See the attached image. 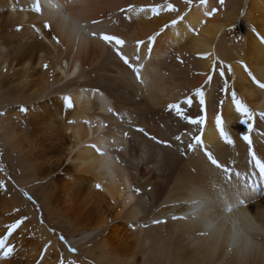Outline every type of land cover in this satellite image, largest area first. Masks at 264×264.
Masks as SVG:
<instances>
[{
	"label": "bare ground",
	"instance_id": "bare-ground-1",
	"mask_svg": "<svg viewBox=\"0 0 264 264\" xmlns=\"http://www.w3.org/2000/svg\"><path fill=\"white\" fill-rule=\"evenodd\" d=\"M228 1L0 0V142L22 185H38L47 213L67 220L78 251L35 213L9 235L20 203L0 187V239L14 248L8 257L0 249V264H264V176L252 158L264 161V88L252 79L264 83V0ZM168 3L178 11L140 10ZM103 34L124 40L123 53L143 65L139 79ZM232 91L255 113L251 147ZM172 103L205 123H189ZM194 136L202 143L190 150ZM248 175L262 181L259 193ZM33 223L44 240L30 234Z\"/></svg>",
	"mask_w": 264,
	"mask_h": 264
},
{
	"label": "snow or ice",
	"instance_id": "snow-or-ice-1",
	"mask_svg": "<svg viewBox=\"0 0 264 264\" xmlns=\"http://www.w3.org/2000/svg\"><path fill=\"white\" fill-rule=\"evenodd\" d=\"M185 2L188 5H191L193 0H185ZM200 4L202 5H207L208 0H199ZM220 3L223 4L224 0H220ZM141 11H150L153 15H159L162 11H170V12H175L178 11V9H176V7L172 4V3H168L166 6L165 5H154V6H149L148 9L145 8H141ZM215 12V9H213L212 11H209L207 13V15H213ZM185 15H187V13H184L182 15H179L177 17V19H174L172 21H170L168 24L164 25V28L161 30L163 31L164 29L169 28L170 26H176L179 24L180 21L184 20ZM50 27V25H47ZM161 34V32H157L154 33L153 35H151L148 39V44L152 45L156 40L157 37ZM101 39L105 42H107L108 44H115V48L114 51L116 53V55L124 62V64L128 65L129 68L134 72V74L137 76V78H140V70L143 67V65H137L135 63H133L132 61H130L129 57L127 55H125L123 53V51L121 50V47L124 45V40L119 38L118 36L115 35H109V34H103L101 36ZM262 40H264V36L261 37ZM140 44H143L144 42L141 41L139 42ZM148 53L150 54L152 52V47L149 46L148 47ZM140 57L137 56L136 60H139ZM45 67H47V65H45ZM247 69V65L244 66ZM228 70L231 71V67L228 66ZM225 74V69L224 68H220L219 69V75L221 77H223ZM249 75H251V72H249ZM212 77L209 76L208 77V81H211ZM252 79L261 87L264 88V83L256 80L255 76H252ZM222 91L227 92L228 88H227V81H225V87L222 89ZM196 96L199 97V103L201 106H203L205 104V93L203 89H197ZM65 101L67 102V105L69 108L73 107V100L71 97H65L64 98ZM231 100L235 105V109L236 111L240 114V116L242 117V119L240 120V123L247 125V129L248 132L246 134H244L242 136V139L244 141H246L248 143V145L251 147L252 145V139L250 137V133L253 130L254 127V121H255V113L248 108V106H246V104L237 96V93L235 91L231 92ZM184 104L190 106L193 103V99L192 97H188L186 98V100L183 101ZM221 106H223V100H221L220 102ZM169 110L170 111H175L176 114L178 116H183L184 119L188 120L189 123L193 124V125H203L205 123V120L203 117H200L198 119H193L187 115L184 114V109L181 107L180 103H172L169 105ZM21 111L26 112L27 109L26 108H22ZM261 118H264V113H260ZM216 126L219 128V134L220 136L223 138V140L228 143V144H233L235 141L232 138V136L230 135V133L226 130L225 128V122L223 117L218 114L216 116ZM141 132H143V129H140ZM152 139H156L155 137H152ZM175 139L177 141H179L181 139L180 136H176ZM192 139L195 141L194 143H190L188 144V149L190 150H196L197 146L200 145L202 143V140L199 136H194L192 137ZM161 143H165V142H161ZM171 146V145H169ZM205 155L208 159V161H210L211 165L215 166L217 169H221L225 172L228 171V169L211 153L208 151H205ZM252 158L253 161L255 162V166L259 168L260 170V174L262 176H264V161H262L260 158H258L257 153L255 151H252ZM236 175H239V173H236ZM0 187H4L6 188V184L0 182ZM99 187V185H98ZM25 195H27V193H25ZM18 211V210H17ZM26 219V217L20 218L18 219L16 222L12 223L11 225L8 226V230H9V235H11L12 232H14L17 228H19L21 226V224L24 223V220ZM157 223H159L160 221H156ZM61 239L63 240L64 237L62 236ZM0 249H4L3 251V256L4 257H8L10 256L13 252H14V248L13 247H7L5 240L4 239H0ZM72 251H76L75 249H71Z\"/></svg>",
	"mask_w": 264,
	"mask_h": 264
},
{
	"label": "rangeland",
	"instance_id": "rangeland-1",
	"mask_svg": "<svg viewBox=\"0 0 264 264\" xmlns=\"http://www.w3.org/2000/svg\"><path fill=\"white\" fill-rule=\"evenodd\" d=\"M228 7H229V9L231 8V0L228 1ZM2 100L3 99L0 100L1 103H3ZM12 102H14V101L9 100V101L5 102V104H10ZM1 107L2 106H0V108ZM0 112H5V111H4V109H0ZM13 157H14L13 153H11L7 149V147L0 142V172L2 174L3 180L7 181V182H3L4 184H6L5 191L7 193L10 192L11 195H13V194L17 195L16 199L20 203V209H18V212H17L18 219L26 217L24 222L26 220L30 221L33 218L32 213H35L37 216V221H39L50 233L54 234L56 236V238H58L59 244H63L65 249L67 251L71 252L72 250H69L68 239L66 238L68 236H66V235H67V232L73 233V231L68 226L69 224H68L67 220H65L63 217H59L57 219V214L51 215V214L47 213V209L44 207V203H43V191L40 189V187L38 185L35 187L36 193H38V194L29 190L27 185H22L21 179L19 178V176L22 175L21 169L19 167H16L14 164L12 165L13 162L12 163L10 162V159H12ZM30 183H35V185L37 184V182L36 181L34 182V180L32 181V179L30 180ZM25 193H27V195H25ZM13 198L14 197H11V199H13ZM29 206H30L31 210L30 209L28 210L27 207H29ZM30 217H31V219H30ZM55 221L56 222L59 221V223H57L58 225L56 224ZM21 225H23V224H21ZM30 227H31L30 234L33 236V238L44 240L43 238H41V236L39 237L38 227H36L34 225V223L31 224ZM35 232H36V234H35ZM75 235H77V234H75ZM62 236L64 237L63 240L61 239ZM39 244H41L43 247L47 246V244L42 243L41 240H40ZM43 251L45 252V249ZM72 252L75 255L78 254V251H72ZM62 261L65 262L66 260L63 258ZM66 262H68V261H66Z\"/></svg>",
	"mask_w": 264,
	"mask_h": 264
}]
</instances>
